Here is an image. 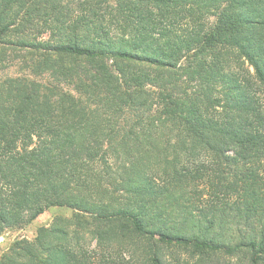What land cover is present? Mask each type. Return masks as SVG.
<instances>
[{
    "label": "trees",
    "instance_id": "16d2710c",
    "mask_svg": "<svg viewBox=\"0 0 264 264\" xmlns=\"http://www.w3.org/2000/svg\"><path fill=\"white\" fill-rule=\"evenodd\" d=\"M213 20L211 23L210 20ZM0 264H264V0H0Z\"/></svg>",
    "mask_w": 264,
    "mask_h": 264
},
{
    "label": "rangeland",
    "instance_id": "374dc122",
    "mask_svg": "<svg viewBox=\"0 0 264 264\" xmlns=\"http://www.w3.org/2000/svg\"><path fill=\"white\" fill-rule=\"evenodd\" d=\"M212 23L213 20L211 19ZM24 77L33 84L57 85L65 90H72L73 84L66 82L61 77H56L50 71L38 67V58L34 59L31 54L13 49L7 46H0V82L8 81L10 78ZM73 209L63 206H53L45 210L35 220L25 223L19 227L5 230L0 236V256L5 253L13 244L21 239L32 240L41 227L50 226L55 218L61 216L69 219L73 215Z\"/></svg>",
    "mask_w": 264,
    "mask_h": 264
}]
</instances>
